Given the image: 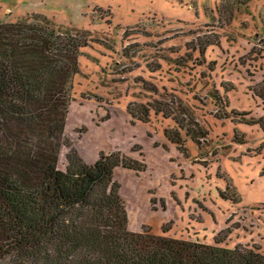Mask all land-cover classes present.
<instances>
[{"label":"rangeland","instance_id":"rangeland-1","mask_svg":"<svg viewBox=\"0 0 264 264\" xmlns=\"http://www.w3.org/2000/svg\"><path fill=\"white\" fill-rule=\"evenodd\" d=\"M222 1L0 0V21L48 18L87 39L65 139L89 162L120 151L142 165L116 177L131 230L227 231L223 245L264 252V0Z\"/></svg>","mask_w":264,"mask_h":264},{"label":"trees","instance_id":"trees-1","mask_svg":"<svg viewBox=\"0 0 264 264\" xmlns=\"http://www.w3.org/2000/svg\"><path fill=\"white\" fill-rule=\"evenodd\" d=\"M86 42L48 18L0 21V264H264L258 246L223 245L227 231L206 243L169 236L166 226L129 228L116 177L142 165L120 151L89 162L65 139ZM198 50L204 59L206 47ZM253 92L264 103V80ZM165 135L182 143L178 129Z\"/></svg>","mask_w":264,"mask_h":264}]
</instances>
